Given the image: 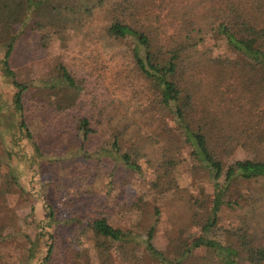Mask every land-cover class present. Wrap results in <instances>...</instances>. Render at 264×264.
Listing matches in <instances>:
<instances>
[{"label": "trees", "instance_id": "16d2710c", "mask_svg": "<svg viewBox=\"0 0 264 264\" xmlns=\"http://www.w3.org/2000/svg\"><path fill=\"white\" fill-rule=\"evenodd\" d=\"M156 1L159 0H98L90 5L84 0L79 5L64 6L59 0H0V35L14 31L2 45L5 51L0 66L4 77L10 79L8 82L16 89L13 103L20 119L19 134L33 138L26 119L29 109L25 107L24 98L30 84L15 79L9 61L18 39L27 31H33L45 46V41L58 29L60 20L65 26L70 24L77 28L94 15L103 16L106 23L101 38L116 50L113 58L118 56L133 69L139 84L149 95L151 111L148 112L153 114L155 111L158 116L169 118L168 128L175 145L189 147L191 173L206 176L212 192L206 208L207 218L201 221L202 234L188 245L173 246L168 252L158 250L152 243L155 224L142 229L146 237L141 245L139 240L143 236L133 230L114 227L105 215L92 218L87 226L99 264H114L113 248L115 251L118 248L119 256L124 253L125 259L133 256L135 245L142 246L145 256L155 264H186L195 258V251L200 248H205L220 264H264V160L226 162L230 151L264 145V0H194L192 7L186 5L184 8L183 19L178 22V36L175 38V34L166 33L168 40L175 39L170 47L158 44L150 32L149 18L152 20L159 9ZM49 28L53 29L51 34L47 32ZM210 35L224 41L227 49L237 57L212 56L211 50L205 47ZM54 69L52 79L59 85L81 91L82 86L64 65ZM205 78L207 81L204 82ZM3 109L0 105V125L3 124ZM54 111L61 114L65 127L72 128L70 135L78 143L76 155L91 162L89 167L98 173L105 171L109 177V183L104 186L106 194H112L115 189L112 179L124 170L128 176L143 180L147 174L152 176L148 185L154 196L153 204L141 203L139 196L127 197L128 180L122 178L113 199L115 206L112 204L111 208L126 207L138 211L143 220L151 217L158 220V203L161 195L171 187L174 163L164 158L166 151L160 157H154L150 152L146 141L156 137L140 131L144 111L141 115L128 109L122 111L123 126L112 125L101 113L75 115L69 112L68 106H56ZM46 112H53V109ZM52 116L53 120H58L55 114ZM92 119L96 123L106 119V123L101 122V128L106 126L112 131L110 139L93 140L98 128L91 125ZM106 145L108 149H105ZM33 149L39 170L50 165L46 160L52 163L61 160V157L55 159L45 153L40 144L35 143ZM98 151L118 155L121 164L103 162ZM4 161L6 158L0 163ZM86 171L80 173L83 175ZM7 176L11 182L17 180L10 165ZM256 184L259 188L254 186ZM223 207L234 211L236 226L232 229L221 227L224 240H212L206 234L217 227L218 214ZM48 214L51 224H56L53 210L50 209ZM77 219V215L72 214L67 222ZM13 224L15 215L0 206V246L10 244L8 240L13 238L12 234L6 236L2 232ZM40 234L37 240H40ZM53 238L51 234L49 241L43 243L45 251L38 252L36 257L24 243L16 248L23 253L24 264L32 258L36 264H55Z\"/></svg>", "mask_w": 264, "mask_h": 264}, {"label": "rangeland", "instance_id": "374dc122", "mask_svg": "<svg viewBox=\"0 0 264 264\" xmlns=\"http://www.w3.org/2000/svg\"><path fill=\"white\" fill-rule=\"evenodd\" d=\"M59 1L61 5L71 6L82 4L84 0ZM86 1L94 5L98 0ZM193 1H156L155 5L159 9L152 20L149 18V23L150 32L152 31V36L158 44L170 47L173 43L171 41L175 39L168 40L166 33L175 34V38L178 36V22L183 19L186 5L192 7ZM105 23L106 20L99 15L82 21L77 28L71 27L70 24L65 26L60 20L55 33L51 34L53 29H47L52 36L45 41V46L33 31H27L18 39L9 61L15 79L20 83L30 84L24 98L25 107L29 109L26 119L33 136L31 139L19 134L20 119L13 103L16 89L8 82L10 79L4 77L0 66V105L4 107L1 120L3 124L0 125V160L6 158V161L0 163V206L15 215V224L2 232V235L6 236L12 234L13 238L8 240L10 244L7 246H0V263L24 264L23 253L16 248L24 243L30 246L36 257L38 252L45 251L43 243H47L52 234L55 264H99L92 234L87 226L88 222L98 215H105L114 227L131 229L137 235H142L139 240L141 245L142 239L146 237L142 229H148L155 224L152 243L162 252L170 251L173 246L188 245L202 234L201 221L207 218L206 208L212 192L211 184L206 176H195L191 173L189 147L175 145L170 127L168 128L169 118L158 116L155 111L153 114L148 112L151 111L149 95L139 84L138 76L125 60H120L118 56L113 58L116 50L101 38ZM12 32L14 31L9 30L0 35V60L5 51L2 45ZM205 47L211 50L214 57H237L227 49L224 41L213 35L207 38ZM60 64L80 83L81 91L61 86L53 80L54 68ZM56 106H68L69 112L75 115L96 116L101 113L114 126L124 125L120 119L122 111L128 109L140 115V112L144 111L140 131L156 137L146 141L150 152L154 157H160V154L166 151L164 158L174 163L170 177L171 187L161 195V201L158 203V220L153 217L143 220L138 211L126 207L111 208L122 178L128 180L125 193L127 197L139 196L141 203L153 204L154 196L148 185L152 176L147 174L143 180L128 176L124 170L112 179L115 188L112 194H106L104 186L109 183V177L105 171L98 173L96 169L89 167L91 162L76 155L75 147L78 143L70 135L73 130L64 126L61 114L54 111ZM48 109H53V112L47 113ZM115 112L118 114L114 115ZM52 114H55L58 120H53ZM113 115L115 118L111 119ZM101 122L106 123V119ZM101 122L91 120V125L98 128V133L93 139L97 142L110 139L109 135L112 133L106 126L102 129ZM131 141L133 140H129ZM35 143L40 144L41 149L49 153V156L55 159L61 157V160H54L53 163L46 160L50 165L44 164V170H39V161L34 157ZM107 147L108 145L105 149H108ZM97 153L101 155L103 162L120 163L118 155L111 152ZM247 159L264 160V145L239 147L226 155L227 163ZM8 165L14 169L16 181L9 180ZM84 169L87 171L82 175L80 171ZM254 186L257 188L259 184ZM50 209L53 210L56 224L49 221ZM72 214L77 215L78 219L68 223ZM235 226L234 211L223 207L218 214L217 227L206 235L212 240L223 241L224 236L220 228L232 229ZM39 234L40 240H37ZM135 246L133 256L130 255L126 259L124 253L119 256L118 248L116 251L113 248L114 264H155L145 256L142 246ZM172 251L174 252V248ZM27 264H36L35 259L32 258ZM186 264L220 263L205 248H200L195 251V258L189 259Z\"/></svg>", "mask_w": 264, "mask_h": 264}]
</instances>
